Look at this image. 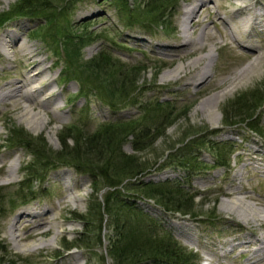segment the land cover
<instances>
[{"label": "rangeland", "instance_id": "obj_1", "mask_svg": "<svg viewBox=\"0 0 264 264\" xmlns=\"http://www.w3.org/2000/svg\"><path fill=\"white\" fill-rule=\"evenodd\" d=\"M146 1L127 0L129 11H122L117 0H48L52 10L45 12L52 16L50 21L42 12L31 17L14 16L16 0H0V95L24 80L30 68L24 65L17 46L3 43L4 34L16 33L40 61L36 69L40 73L22 89L29 97L34 95L32 113L44 121L41 126L21 115L19 107L28 103L23 99L15 105L0 101V264H111L106 240L89 249L74 245L83 228L75 217L85 215L93 206L92 186L86 175L65 163L45 169L64 149L73 146L70 138L63 148L65 135L77 138L74 131L89 135L99 125L118 118L135 120L148 129L159 123L166 126L154 134L155 138L149 136L147 143H151L137 151L123 141V154L136 157L146 170V181L181 180L184 174L175 164L181 157L188 156L195 165H213L208 147L230 146H222L224 167L195 170L184 186L188 195H194L192 214L165 212L152 200L131 199L150 218L171 230L181 246L193 254L192 264H249L247 250L259 243L250 248L231 245L264 237L260 216L247 212V205L264 212V100L254 113L249 110L257 105L252 98H264V15H257L254 24L241 20L245 15L237 10L255 0H178L173 5L169 0L155 13L161 15L166 32L159 23L145 18ZM199 1H206L207 9L198 10L195 20L199 23L188 30L186 39L190 42L184 45L182 13ZM253 10L264 13V0ZM221 19L229 23L241 45L228 36L221 37ZM243 24L250 29L249 35L244 33ZM202 32L201 47L198 38ZM66 33L70 41L77 37L82 45L79 58L73 53L77 42L67 44L69 52L62 47ZM208 52L211 59L185 67ZM100 53L110 56L104 73L97 68L96 72L83 73L79 65ZM257 56L259 64L231 83L232 77ZM131 66L143 70L135 76L133 91L122 98L116 92L117 84L121 73L126 75ZM180 67L185 68L171 76L163 75ZM205 69L209 78L199 83ZM77 74L82 84L78 78L75 81ZM96 88L108 91L115 106L111 107L110 100L102 97L104 92ZM220 93L225 95L212 115L215 96ZM239 104L248 107V112L237 116L233 108ZM17 130L45 145L43 157L35 155L37 142L15 137ZM10 166L14 168L12 177L8 176ZM33 173L40 178L33 179ZM28 185L33 199H25L30 192ZM104 192H99L100 200ZM123 193L134 195L131 191ZM24 211L39 216L31 221L20 218ZM40 221L51 223L31 229ZM13 223L22 236L18 245L9 236ZM26 224L29 227L23 228ZM41 230L45 232L39 234ZM40 243L50 244L41 248ZM63 244L68 250L61 249ZM261 258L260 264H264V253Z\"/></svg>", "mask_w": 264, "mask_h": 264}, {"label": "trees", "instance_id": "obj_2", "mask_svg": "<svg viewBox=\"0 0 264 264\" xmlns=\"http://www.w3.org/2000/svg\"><path fill=\"white\" fill-rule=\"evenodd\" d=\"M122 6V11H129V4L127 0H117ZM169 0H148L143 6H146L148 12L145 11V18H150V21L159 23L163 31L168 32L164 22L160 20L161 15H155L165 2ZM178 0H172V5ZM152 10H151V8ZM12 10L14 16H36L39 12L44 13V18L48 19L50 9L48 0H16ZM53 12V11H51ZM37 13V14H35ZM147 14V15H146ZM50 16V21L52 16ZM143 16V17H144ZM10 18V17H9ZM158 19V20H157ZM148 20V19H147ZM65 40L62 41V47L67 44H72L78 41L77 37L70 41L69 34H64ZM80 42L74 45L73 53L79 58ZM109 57L105 53L98 54L92 60L81 63L79 67L83 73L87 70L94 71L95 68L104 73L105 66L109 63ZM92 64V65H91ZM103 66V67H102ZM83 68V69H82ZM143 70L140 67L134 68L131 66L126 71V75H122L120 83L117 84L116 92L119 97H125L126 92L133 91L135 87V76ZM73 74H76L73 71ZM78 75V74H77ZM79 76V75H78ZM131 76L133 78H131ZM80 79L76 77L77 81ZM128 78V79H127ZM82 84V81L79 80ZM97 89V88H96ZM99 92L102 90L97 89ZM103 98L110 100V106L114 107L115 104L111 100L108 91H102ZM255 101L256 107L249 110L254 113V110L260 106L261 101L264 100L263 96L252 98ZM259 103V104H258ZM159 104V103H158ZM157 104V105H158ZM156 105V106H157ZM161 105V104H160ZM237 112V116L248 112V107H243L239 104L233 108ZM170 114V113H169ZM249 116V115H248ZM252 118V115L249 117ZM225 122L226 119H225ZM157 124L154 128H143L140 123L129 118H118L113 121L106 122L98 126V128L89 135L79 134L74 129L67 132L74 131L77 138L67 134L61 139L63 148H66V141L70 138L73 140V146L64 149L62 155L55 157L54 161L48 163V168L55 167L57 163H65L72 165L75 169L82 172L91 183L93 191V206L89 207L85 215H77L75 220L79 221L82 225V232L78 235V243L74 245H81L89 249L92 245L98 247L106 240L107 257L111 260V264H192L193 254L181 246V244L174 238L170 229L165 227V224L160 223L147 214H145L136 205L137 198L152 200L157 206L161 207L165 212H177L183 214H192L191 204L194 195H188L184 186L189 184V178L195 170H207L209 168L224 167L226 164V156H223L222 146L230 147L228 143L223 144L221 147H208L209 153L213 157V165L203 163L202 166L195 165L192 160L184 159L177 161L175 164L178 166L184 177L179 179L164 180L160 182L146 181L143 179L145 173L144 168L138 163L136 157L123 154L121 147L124 142H129L134 150H139L143 144L149 145L147 139L149 136L155 138L154 134L162 130L166 126ZM254 129V128H252ZM155 134V135H156ZM161 134V133H160ZM22 131H16L15 137H25L28 142L35 141L39 146L35 147V155L43 157L46 151L43 143L34 140ZM129 138L127 141H125ZM29 140V141H28ZM151 140V139H150ZM25 143L24 141H22ZM25 143L26 145H28ZM227 147V149H228ZM41 149V150H40ZM67 158V162L66 161ZM40 162V161H39ZM189 162V163H188ZM42 167L44 165H41ZM33 179H39L40 175L33 173ZM32 179H30L31 181ZM125 180H128L124 183ZM26 188V186H25ZM30 191L25 199L35 198L34 192ZM101 190H105L101 200L98 195ZM123 191H131L134 195L125 196ZM191 205V206H190ZM103 224L106 226L107 233L103 234ZM67 245H62V250H68Z\"/></svg>", "mask_w": 264, "mask_h": 264}, {"label": "bare ground", "instance_id": "obj_3", "mask_svg": "<svg viewBox=\"0 0 264 264\" xmlns=\"http://www.w3.org/2000/svg\"><path fill=\"white\" fill-rule=\"evenodd\" d=\"M228 0H225V2H227ZM234 1H241V0H234ZM260 0H255L252 1L251 3L243 6L242 8H240L239 11L241 14L245 15V18H242L241 20L244 21V23H250V24H254V20L256 18L257 15L261 14L264 15V13L262 11H260V13H257V11L253 10L254 6L259 4ZM207 9V2L206 1H199L198 3H192L190 4V6L186 7L182 13V19H181V23H182V34L183 37L185 38L183 44L187 45V42L189 43L190 41L188 39H186L187 37V32L188 30L195 26L198 25L199 20H195V18L197 17L198 14V10L199 9ZM222 23H224V28L222 29V33H221V37H230V39L233 40V42H236L237 45H239V41H237L235 35H234V31L233 29L230 27L229 23L223 19ZM244 26V24L242 25ZM245 27V26H244ZM205 28V27H204ZM250 29L246 28L244 29V33L246 34H250ZM203 41H204V32L200 33V36L198 38V43L199 45L202 47L203 46ZM3 43L4 45H9L11 44L12 46H17L18 50L21 52V56L23 57V62L25 66L30 67L27 71V76L25 77L24 80H21L19 82V84L15 83V86L13 88L8 89L7 91L3 92L0 95V101H5V100H9V101H13L14 105L15 102L23 99L26 102H28L26 105H21L20 108V112L21 115L32 120V121H36L38 124H40L41 126L44 124V121L41 118L36 117L35 113H32V110L35 108L34 106H32L31 104H35L33 103V99L35 100L34 95L32 96H28L27 94H25V92H23V89L25 86L31 85V83H33V81L35 80V78L37 77V75L40 73L41 70H37L36 69L39 67L40 65V61H36L34 59L35 57V53H32L31 51L27 50L25 47V44L21 41V36L19 34H14V33H6L3 36ZM241 45V44H240ZM203 59H211V54L210 52H208L206 55L204 56H200L198 58H196L194 61L186 64V68H190L191 66H195L197 63H199L200 61H202ZM260 62V57H254L247 65V68L245 70L239 71L237 72L231 79V83H233L234 81L240 79L241 77L244 76V72L247 69H251V68H255ZM209 66V65H207ZM184 67V68H185ZM183 67L180 68H175L165 74H163L164 76H171L172 73H177L179 72V70H183ZM210 72L208 71V69L203 70L200 73V78H199V83H204L207 81V78H209ZM37 90H35L36 92ZM40 92V91H39ZM37 94V93H36ZM225 93H220L217 94L215 96V102H214V106L213 109L211 110V114L215 115V112L217 110V105L219 103V101L224 97ZM40 105H38L39 107L42 108H46L45 105L43 103H39ZM13 170L14 168L12 166L9 167L8 171L9 177H12L13 174ZM11 182L6 183V185L10 184ZM238 201H241L240 199H238ZM248 208V214L251 216H257L260 218H258V220L263 221L264 223V212L262 210L259 209H254L251 206L247 205ZM39 215L32 212V211H24L19 217H28L30 218V221L32 219L37 218ZM51 223L50 221H40L37 222L36 224H34L32 226L31 229L34 228H38L41 225H45ZM16 223H13L10 226L9 229V236H10V240L15 243L16 245L19 244V241L22 239L21 234L19 233V227L15 226ZM262 225V224H261ZM29 225L26 224L23 226V228H28ZM45 230H41L39 232V234L44 233ZM256 244L259 243V245L256 248H253L249 251V249L247 250L248 252H250V257H249V264H260L262 261V254L264 253V237L263 238H256L255 240H248V241H242V242H237L236 244H232V248L236 247V246H242L245 248H250V246H252L251 244ZM50 243H40L39 247L44 248V247H48ZM3 261L0 259V262Z\"/></svg>", "mask_w": 264, "mask_h": 264}]
</instances>
